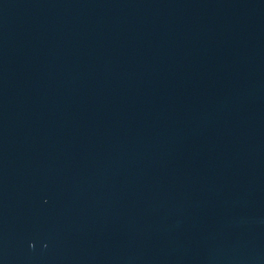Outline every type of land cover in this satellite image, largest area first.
I'll use <instances>...</instances> for the list:
<instances>
[{
	"label": "water",
	"instance_id": "obj_1",
	"mask_svg": "<svg viewBox=\"0 0 264 264\" xmlns=\"http://www.w3.org/2000/svg\"><path fill=\"white\" fill-rule=\"evenodd\" d=\"M0 264H264V0H0Z\"/></svg>",
	"mask_w": 264,
	"mask_h": 264
}]
</instances>
